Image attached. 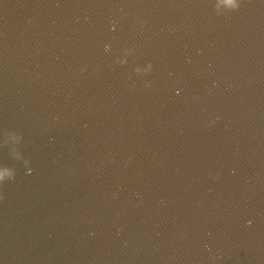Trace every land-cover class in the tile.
Segmentation results:
<instances>
[{"label": "water", "instance_id": "1", "mask_svg": "<svg viewBox=\"0 0 264 264\" xmlns=\"http://www.w3.org/2000/svg\"><path fill=\"white\" fill-rule=\"evenodd\" d=\"M0 264H145L89 0H0Z\"/></svg>", "mask_w": 264, "mask_h": 264}, {"label": "clouds", "instance_id": "2", "mask_svg": "<svg viewBox=\"0 0 264 264\" xmlns=\"http://www.w3.org/2000/svg\"><path fill=\"white\" fill-rule=\"evenodd\" d=\"M5 176H8L10 179H12L11 173H9L7 169H5L3 172H0V181H3Z\"/></svg>", "mask_w": 264, "mask_h": 264}]
</instances>
